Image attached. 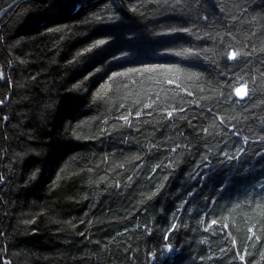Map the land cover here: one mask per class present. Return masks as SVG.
Here are the masks:
<instances>
[{
  "label": "trees",
  "instance_id": "1",
  "mask_svg": "<svg viewBox=\"0 0 264 264\" xmlns=\"http://www.w3.org/2000/svg\"><path fill=\"white\" fill-rule=\"evenodd\" d=\"M0 264H264V0H0Z\"/></svg>",
  "mask_w": 264,
  "mask_h": 264
},
{
  "label": "water",
  "instance_id": "2",
  "mask_svg": "<svg viewBox=\"0 0 264 264\" xmlns=\"http://www.w3.org/2000/svg\"><path fill=\"white\" fill-rule=\"evenodd\" d=\"M238 94L240 97H244L246 95V89L245 88L239 89Z\"/></svg>",
  "mask_w": 264,
  "mask_h": 264
}]
</instances>
